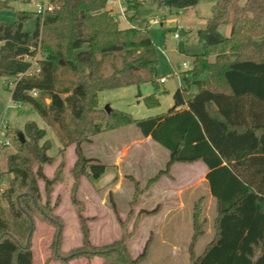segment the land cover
<instances>
[{"label":"trees","instance_id":"trees-1","mask_svg":"<svg viewBox=\"0 0 264 264\" xmlns=\"http://www.w3.org/2000/svg\"><path fill=\"white\" fill-rule=\"evenodd\" d=\"M9 1L0 0V8L9 7ZM122 1L129 22L138 20L139 9L148 3L180 10L199 2ZM239 1L224 0L220 14L196 30L203 50L192 56V66L183 73L182 86L172 93L167 113L141 119L120 109L100 110L98 93L150 81L156 75L157 52L145 25L120 27L106 8L107 0H46L51 10H21L15 21L0 20V78L12 79L10 99L17 106L31 105L46 125L61 132V156L69 145L75 146L71 202L82 244L62 255V221L44 215L57 228L50 258L69 264L76 258L99 256L100 264H135L123 238L106 247L91 244L88 218L74 193L80 175L98 179L106 168L95 158L85 157L81 143L104 130L134 125L169 151L165 168L148 184L168 174L173 163L202 161L207 167L205 181L216 206V227L213 239L193 264H264V0H244L241 6ZM29 17L36 19L32 31L23 29ZM222 24H229L227 35L218 31ZM219 44L225 52H217ZM39 51L43 57L32 71L28 58H35ZM117 54L120 63L111 64V72L103 75V59ZM64 71L72 75L67 82L59 78ZM158 103L154 92L145 97L149 107ZM24 131L29 138L19 141L17 151L8 156L7 172L13 177L3 194L9 213L23 221L25 228L22 236L17 235L0 204V264H34L28 231L30 214L40 200L37 179L44 180L48 191L64 164L61 159L56 174L47 178L42 166L52 163L54 156L47 153L49 142L40 143L46 131L34 121L25 122ZM2 176L0 170V184ZM18 188L24 191L18 194Z\"/></svg>","mask_w":264,"mask_h":264},{"label":"rangeland","instance_id":"rangeland-1","mask_svg":"<svg viewBox=\"0 0 264 264\" xmlns=\"http://www.w3.org/2000/svg\"><path fill=\"white\" fill-rule=\"evenodd\" d=\"M243 1H239L238 5L241 6ZM223 3L224 0H199L195 6L180 10L148 3L139 9V18L133 22H129L127 17L115 14L120 27L146 26L156 48L158 65L156 75L150 81L100 91L99 109L105 113L111 109H120L138 119L167 113L173 103L172 93L182 86V75L192 66V56L203 50L196 30L220 14ZM9 4V7L0 8V20L15 21L18 11L21 10L37 12V4L44 5L46 0H10ZM116 9L118 10V5H115ZM229 12L231 13V6ZM155 18L159 20L158 23L152 22ZM35 23L36 19L29 17L24 21L23 29L32 31ZM218 31L227 35L229 24L219 25ZM176 33L178 38L174 37ZM225 51V46L219 44L217 52ZM230 56L233 57L234 53H230ZM42 57L43 54L39 51L34 60ZM120 60V54L113 59H103L101 73L109 74L111 64L118 65ZM183 62H186L187 66H184ZM36 66L35 63L32 65V71L37 69ZM71 77L67 71L59 75V78L66 82ZM162 77L165 78V83H160L159 79ZM11 81L12 79L0 78V170L3 172L0 204L9 226L17 235L22 236L24 223L9 213L3 193L7 191L13 177L11 172H7L8 156L17 151L20 133L23 134L24 141L29 138L24 131L25 122L34 121L39 128L44 127L46 136L40 143L43 140L49 142L51 148L47 153L54 156L52 163L42 166L45 176L52 178L56 174L61 159L64 164L58 174L59 179L48 191L45 189L44 180L37 179L40 200L30 214L32 222L29 223L28 235L31 233L34 264H61L60 259L50 258L51 241L57 228L49 223L44 215L59 217L62 221L59 247L62 255L81 246L76 209L71 202V189L75 178L70 171L76 158L73 150L75 146L69 145L65 152L68 148H73L61 156L58 150L61 147L58 134L61 132L46 125L42 116L38 115L31 105L17 106L10 99V89L14 85ZM156 81L158 90L155 91ZM152 92L158 97L159 103L149 107L145 104V97ZM106 105L110 107L108 112L104 108ZM108 142L115 146L114 150L108 148ZM154 143L146 141L134 125L104 130L93 135L88 142L81 143L85 157L95 158L103 164L115 162L113 165H116L114 172L110 171L111 166H106L102 179L110 172L116 174L108 182L101 184L102 186L95 184V179L85 174L78 178L74 193L83 204V215L88 218L86 225L89 241L97 247H106L123 238L128 256L136 260L135 264H193L194 258L213 239L215 233L214 199L207 190V183L201 182L202 177L193 182L189 181L190 183L183 182L186 174H197V168L180 165L183 163L179 162L178 167L172 169L171 165L168 174H162L148 184L155 174L165 168L168 161L169 151L159 143ZM72 157L73 164L70 166ZM173 186L182 192H179L177 199L171 197L172 193L165 192ZM159 189L164 192L159 194ZM23 191L17 189L18 194ZM13 198L19 200V195H14ZM112 203L117 215L111 206ZM151 211L153 212L150 213ZM101 261V257L92 256L90 260L76 258L69 264H100Z\"/></svg>","mask_w":264,"mask_h":264},{"label":"crops","instance_id":"crops-1","mask_svg":"<svg viewBox=\"0 0 264 264\" xmlns=\"http://www.w3.org/2000/svg\"><path fill=\"white\" fill-rule=\"evenodd\" d=\"M115 5H117V4H114V5H110L108 2H107V5H106V8L107 9H110L111 10V13L113 14V16L116 18V20H117V17L115 16V14H119V12H118V10L116 9L115 10ZM166 82V81H165ZM165 82H160V83H165ZM141 133V132H140ZM141 136L144 138V139H146V141H151V142H155L154 140H152L149 136H143L142 135V133H141ZM155 144V143H154ZM107 145L109 146L108 148L110 149V150H114L115 149V146L114 145H112V144H110V142H108L107 143ZM73 148V147H72ZM72 148H68L67 150H66V152L65 153H67L68 151H69V149L71 150ZM73 150H74V148H73ZM74 155V154H73ZM169 155V154H168ZM168 159V158H167ZM72 164H73V157H72V160H71V163H70V166H72ZM105 164H106V166H111L112 167V170H110V171H113L114 172V170L116 169V165H113V164H115V162H112L111 164L109 163V162H105ZM185 164V165H184ZM179 165V164H178ZM178 165H177V163H174V164H172V169H174L175 167H178ZM180 165H184V166H195L196 168H197V174L195 175V174H193V175H188V174H186V176L184 177V180H183V182L185 181V182H193V180H196V179H198V178H200V177H202V180H201V182L202 181H205V172L207 171V167H206V165L202 162V161H195V162H184L183 164H180ZM69 166V167H70ZM113 172H110L109 174H107L106 176H105V178L104 179H102L103 177H101L100 176V178H98V179H95L94 180V183L95 184H97L98 186H102L101 184H104V183H106V182H108L110 179H112L113 177H114V175L116 174V173H113ZM116 172V171H115ZM195 178V179H194ZM100 180H103L102 182H98V181H100ZM173 182V181H172ZM189 182V183H190ZM206 182V181H205ZM173 183H175V182H173ZM192 187V186H191ZM188 188V187H187ZM186 188V189H187ZM207 190H208V187H207ZM159 191V194H162L164 191H161V189H159L158 190ZM165 192H170V193H172L171 195H173V196H171V197H173L174 199H177V195L179 194V192L180 193H182L181 191H178V189L177 188H175V186H173V187H171V188H169L167 191L165 190ZM100 201H101V199H99ZM174 208H176V206H173Z\"/></svg>","mask_w":264,"mask_h":264},{"label":"built area","instance_id":"built-area-1","mask_svg":"<svg viewBox=\"0 0 264 264\" xmlns=\"http://www.w3.org/2000/svg\"><path fill=\"white\" fill-rule=\"evenodd\" d=\"M107 2L110 5H114V4L117 3L119 14L122 15V16H124V17H126V7H125V5H124V3H123L122 0H107ZM51 9H52V6L50 4H48V3H46L44 5L37 4V12H44L45 10H51ZM152 22L153 23H158L159 20L155 18V19L152 20ZM174 37L175 38H178V34L177 33L174 34ZM28 59L31 61L32 65L34 63L36 64V61L34 60V58H31L30 57ZM183 65L184 66H187V63L186 62H183ZM159 80H160V82H165L166 81L164 77L160 78ZM32 94L35 95L36 94L35 91H32Z\"/></svg>","mask_w":264,"mask_h":264},{"label":"water","instance_id":"water-1","mask_svg":"<svg viewBox=\"0 0 264 264\" xmlns=\"http://www.w3.org/2000/svg\"><path fill=\"white\" fill-rule=\"evenodd\" d=\"M104 108H105L106 112H108L110 110V107L108 105H106ZM19 140L21 143L24 142V137H23L22 133L19 134Z\"/></svg>","mask_w":264,"mask_h":264}]
</instances>
